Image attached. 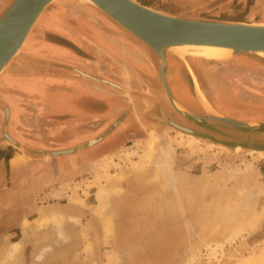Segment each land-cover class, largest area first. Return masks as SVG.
Segmentation results:
<instances>
[{
    "label": "rangeland",
    "instance_id": "1",
    "mask_svg": "<svg viewBox=\"0 0 264 264\" xmlns=\"http://www.w3.org/2000/svg\"><path fill=\"white\" fill-rule=\"evenodd\" d=\"M10 1L0 2V12ZM260 3V0H220L214 1L210 8L220 4L223 7L225 5V8L232 5V8L250 11L256 6L259 7ZM57 9L66 14L65 20L67 17L71 18L77 10H82L79 16L90 28L101 30L104 34L120 38L128 44L135 43V46L145 52H135L132 56L143 63L134 62L127 57H117L115 54L111 58H106L97 55L93 49L82 47L83 44L75 48L70 43H64L71 40L70 38L49 28L40 27L39 21L37 22L28 37L27 46H24L21 55L8 65L6 71L8 68L21 71L22 68L28 67L25 64L27 61L35 64L41 62L46 69L43 70L44 76H60L64 78L61 85L63 88L82 89L91 95L93 103L90 102V111H93L85 120L79 113H76L75 117L73 115L63 118L59 116L68 112L53 110L47 112L36 96L25 99L23 116L18 121L19 131L24 136L25 144L20 145L22 151L14 146L13 151L20 154L22 163L32 167L42 162L39 156L47 155V149L65 148L71 145V149L66 150L80 148L75 154L77 170L70 180L33 194L31 197L33 207L12 209L15 212L19 211L20 214L16 222H13L16 223L13 225V232L7 237L2 234L4 224H0V253L10 242L22 237L23 221H33L42 212L63 209L69 211L74 218L67 220L65 226L71 241L57 246L52 227L40 230L26 242L22 258L14 264H264V218L257 230L247 231L232 242L227 240L219 222L210 223L207 219V209L210 205L227 198L242 199L251 184L240 186L230 182L220 187L211 185L205 180L208 176H217L224 170L235 168L240 174L243 173L242 175L255 172L259 174L258 181L263 182L264 158L255 154L227 153L215 146L185 136L173 126L163 122L162 118L150 116L148 113L150 109L143 107L138 96L158 100L152 107L153 110H156L159 104H163L179 120L189 122L168 104L159 75L149 64L151 60L149 50L100 12L80 0H60L50 6L45 11V15ZM257 10L256 15L248 22L264 23L260 22V12L259 9ZM90 12L92 15L89 14ZM54 13L57 17L54 26H47L62 30L59 29V23L62 25V16ZM95 14L99 16L96 18ZM31 39L33 43L30 44ZM43 43L65 45L69 47L67 51L70 55H59L48 50L47 47L36 48ZM26 48L29 49V53ZM132 53L134 54V51ZM145 53L146 59L142 56ZM188 59L196 58L189 57L186 60ZM58 62L68 65L67 70L72 74L74 81L67 80L70 76L63 70L64 65H60L61 72L57 70ZM207 64L226 79L228 77V79H236L237 83L246 89L251 101L256 105L250 108L249 112L256 115L258 119L256 122L264 123V116L258 113V109L264 107V84L258 81L264 82V80L255 79V76H264V69L261 68L264 66L250 55L238 56L236 62L209 61ZM172 67L175 71L179 69L181 75L186 68L183 62L177 63L170 58L169 73ZM226 69H229L232 75L228 76L225 73ZM87 76L110 81L121 89L102 81L92 80ZM252 77L255 80H252ZM180 79L188 84L186 80ZM29 84L31 89L35 86L34 91L38 86L42 87L37 82ZM159 87L162 88L160 97L155 98L153 90L159 91ZM189 91L194 97L190 88ZM174 93L176 94L175 91ZM77 99L78 96L73 97L71 104H61L70 110L74 108L73 105H77ZM101 100L106 101L102 106L99 105ZM194 100L204 114L203 107L195 97ZM95 101L98 102L97 105ZM228 101H231L230 96L227 97ZM118 120H121L118 126L103 141L95 146L85 147L89 141L104 136ZM3 124L4 113L0 109V141H3L1 134ZM133 130L140 132L138 138L116 146L117 139ZM196 132L201 131L196 128ZM169 144L175 151L177 176L185 177V185L166 191L163 181L151 183L153 167L144 175V181H138V184L136 181H122L124 178L118 180L119 183L114 182L116 188L120 189V192L112 198V207L116 211L114 218L116 231L115 234L108 235L93 211L98 204L96 198L98 192L105 187V190H108L109 176L121 171L128 172L130 163L137 161L140 156L145 153L151 154L154 148H166ZM104 149L106 150L101 152ZM87 152L100 153L96 159L84 163L83 154ZM260 168L262 175L258 172ZM38 169L32 170L34 176L38 175ZM131 185L137 186L136 192H133ZM74 194L76 199H81L82 202L79 203L76 199L70 200ZM44 235L50 236L49 239H41ZM46 244H51L53 251L43 262H36L34 257ZM216 245H222V248L219 249Z\"/></svg>",
    "mask_w": 264,
    "mask_h": 264
},
{
    "label": "water",
    "instance_id": "2",
    "mask_svg": "<svg viewBox=\"0 0 264 264\" xmlns=\"http://www.w3.org/2000/svg\"><path fill=\"white\" fill-rule=\"evenodd\" d=\"M58 1L60 0H11L2 10L0 13V78L5 74L8 65L21 55V50L42 13ZM89 1L90 3H82L100 12L149 50L151 54L149 64L158 73L165 93L171 98L169 59L185 64V72L181 77L188 82L195 99L203 107L204 114L200 115L187 110L176 99L174 101L167 98V101L178 114L201 132L182 128L175 123L161 119L163 122L191 139L215 146L227 153L255 154L264 158V123L243 122L213 114L208 109L211 105L203 98L200 89L189 75L185 59L177 54L176 49V47L185 46L225 48L232 50V54L225 59V62H236L238 56L250 55L264 66V58L259 56L264 53V25L170 15L145 6L139 0ZM187 51V55L200 54L193 48H188ZM79 73L83 75L82 72ZM87 77L121 89L120 86L110 81ZM0 109L4 113V124L1 130L3 141L21 150L22 146L17 142L13 143L8 136L10 135L8 132L11 119L10 107L0 101ZM120 121L118 120L111 126L104 136L95 139L94 144L88 142L85 147L99 144L113 132ZM79 149H72L73 155ZM63 153L54 152V155L63 157ZM46 154L56 157L50 155L49 151Z\"/></svg>",
    "mask_w": 264,
    "mask_h": 264
},
{
    "label": "flooded vegetation",
    "instance_id": "3",
    "mask_svg": "<svg viewBox=\"0 0 264 264\" xmlns=\"http://www.w3.org/2000/svg\"><path fill=\"white\" fill-rule=\"evenodd\" d=\"M3 0H0V2ZM214 1H220V0H141V3H143L144 5H147L149 7H153L156 9H160L162 11H165V13H171L175 14V15H180V16H185V17H189V18H194V19H201V20H232V21H242V22H248V20L250 18H252L254 15H256V11H258L257 9H259L260 12V22H264V0H260V5L259 7L256 6V8L251 9L250 11L247 10H238L236 8H232V5L228 6V8H225L222 5H218L217 7H212L210 8V5H213ZM227 1V0H225ZM82 10H77V12L73 13L71 15V18L67 17V19L65 20V16L66 14H63L60 10H53L51 11L54 15L56 13H59V15L62 16V25L59 23L60 28L62 30H58L55 29L52 26H47L45 24H43L42 18L41 20H39V25L40 27L43 28H49L53 31H55L58 34L61 35H65L66 37L70 38L71 40H68L67 42H64L65 44H72L74 45V47L76 48L78 47H86V48H90L93 49V51H95V53L97 55H102L106 58H111L114 56V54L117 57H127V58H131L134 62L137 63H143V61L137 60L136 58H134L132 55H135V52H145L143 50H141L139 47L135 46V43H126L124 40L120 39V38H113L110 37L107 34H104L101 30H97V29H93L90 28V26L88 25V23L84 20L81 19V17L79 16L80 12ZM51 13V14H52ZM89 14L92 15V12H90ZM45 16V15H44ZM99 15L95 14V17L97 18ZM58 21V20H57ZM59 22V21H58ZM105 22V21H104ZM80 44H83L80 46ZM49 48L48 50L50 51H54L57 52V54L59 55H66L69 54V47L65 46V45H60V44H56V45H50L47 43H43V45H38L36 48ZM27 50V48H26ZM29 50V49H28ZM27 50V52L29 53V51ZM68 50V51H67ZM134 51V54L132 52ZM70 55V54H69ZM36 58H40V57H36ZM46 59V58H44ZM115 60V59H114ZM172 61V60H170ZM117 62V60H116ZM173 62V61H172ZM188 64L193 68L194 73H195V79L198 82V85L200 87V89H202V93L204 94L205 98H207L211 103V105L222 115L236 119V120H240L243 122H248V121H256L258 120L256 115L253 114L252 112H249V109L252 108L253 106H256L253 104V102L251 101V98L249 96V93L246 91V89L237 83L236 79H226V77H224L222 74H220V72H215L214 70H212L211 68H209V65L207 64V62L201 61V60H196V59H188L187 60ZM26 68H22L21 71H18V69H14V68H8V71H6L4 78L0 79V99L6 103L3 100V97H5V95H3V79H7L8 82H11L13 84H19V80H26L24 81L25 83H31V82H36L37 79H42L43 77H45L43 74V70L45 65L40 63H34V62H25ZM58 66V71L61 72V67L60 65H64L61 62L57 63ZM125 67V66H124ZM63 70H65L70 77L67 78L68 81H74V78L71 77V73H69V71L67 70L68 65L67 66H63ZM202 68V69H201ZM206 68V70H205ZM208 68V71H207ZM264 69V67H261ZM200 69V70H199ZM203 69L205 70L203 73ZM172 73H171V80H170V90L172 92V95L174 98H177L179 101H181L182 103L184 102L185 105H187L188 107H190L195 113L202 115L203 114V110H201L200 108H198V105L196 103V101L194 100L193 95L190 93L189 88H188V84L184 83L180 78H181V71L179 69L173 70V67L171 68ZM210 71V72H209ZM214 72V73H213ZM211 73V74H209ZM229 76L232 75V72L229 71V69H226V72ZM59 74V73H58ZM209 75V76H208ZM7 77V78H6ZM56 77H60V76H56ZM214 77V78H213ZM255 79H260V80H264V76H255ZM217 79V82H215V80ZM252 80L253 77L251 78ZM28 80V81H27ZM212 82V84H210ZM38 82L40 83V81L38 80ZM259 83L264 84V82L258 81ZM223 83V84H222ZM75 85V83H73ZM180 84V85H179ZM25 85V84H22ZM219 85V87H217ZM214 86V87H212ZM215 87H217L218 89H216ZM71 89V98H75L76 96H78V99L76 101L77 105H73V109H66V107L62 106V104H67V103H73V100L71 102H67L66 98L69 96L67 94L61 93L57 99L56 102H54V104H51V109L54 110H58V112H68L67 114H63L60 115L59 117H70L73 116L75 117L76 113H79L80 116L85 120L87 119V116H89L92 111H90V107H91V103H93V99L91 98V95L87 94V92H85L82 89H77V88H69ZM161 90L162 88L159 87V91L157 89L153 90L154 91V97L159 98L160 94H161ZM218 90V91H215ZM174 91L176 92V94L174 93ZM158 95V96H156ZM136 96V95H135ZM230 96L231 101L228 103L227 102V97ZM139 100L141 101V104L143 105V107H147V109H150L148 112L150 114V116H153L154 118H163L165 115V112L167 113V115L169 116V120L179 126H181L182 128H187L190 129L192 131H196V127L193 126L192 124H190L189 122L186 121H181L178 119V117H176L172 112L168 111L163 104H159L156 108V110H153L152 107L156 104V102H158V100H153L152 98L148 99L145 97H141L138 96ZM215 98V99H214ZM264 99V96H263ZM184 100V101H183ZM221 100V101H220ZM25 102V100H24ZM24 102L22 101L20 105V108H24ZM101 102V104L99 103L100 106H102V103H106L105 100H101L99 101ZM7 106L10 107V110L12 111V107L13 104L10 102H7ZM62 103V104H61ZM96 105L98 102H94ZM61 104V105H60ZM221 104V105H220ZM225 104V105H224ZM228 105L230 107H228ZM223 106V107H222ZM12 108V109H11ZM67 108H69L67 106ZM224 108V109H223ZM152 109V110H151ZM258 113L259 115H263L264 116V107L262 109H258ZM230 113L234 114L235 116H232ZM263 113V114H261ZM11 117H12V113H11ZM11 121V120H10ZM171 128V127H170ZM9 134L11 135L10 137L12 139H14L15 142H17L20 145H24V136L20 133V131L18 130V132H13L11 130H8ZM69 135V134H68ZM140 135L139 131L133 130L128 132L127 135H125L124 137H120L119 139H117L116 141V146L125 143L126 141L130 140V139H136L138 138ZM7 147L6 152H0V160L2 159L3 155H15V154H19L18 152L13 151V146L12 145H4ZM71 145H67L65 148L61 147V148H52V149H47L46 151H62V150H66V149H71L70 147ZM115 146V145H114ZM112 146V147H114ZM106 149L102 150L101 152L105 151ZM100 152H96V153H85L83 154V162L86 163L88 161H92L93 159H96L98 154ZM70 156V158L75 159L76 163H73V170L71 171V173H73L74 171L77 170V159L76 156H72V155H67ZM66 156V157H67ZM20 157V154L19 156ZM44 156H39L40 160H43ZM59 157V156H57ZM65 157V156H63ZM56 158V157H54ZM14 159V158H13ZM58 159V158H57ZM24 164V163H23ZM85 165V164H84ZM22 166V165H21ZM47 169V168H46ZM40 171V169H39ZM30 172V171H29ZM22 174V173H21ZM76 174V173H74ZM39 176V175H37ZM36 176L33 175V172H30V176H20L18 178L15 179V177H13V181H10V176L8 175L7 177V184L8 185H13V188L15 189L13 195H12V199L11 198H7L9 201H12V207L11 206H7L5 209L0 210V224H4V228L2 229V234H4L5 237H7L10 233L13 232V225L16 223H13L16 218L18 217V215L20 214L19 211H14L12 210L13 208L15 209H22L23 207H33L34 203L33 200L31 199L32 195L39 192V191H43L44 189H46L47 187L43 188L41 186V184L38 183H34L32 184V182L30 183V181L34 180ZM72 177V176H70ZM28 184V186H27ZM21 185H25L26 187H28L29 189L21 192L20 191V186ZM16 222V221H15Z\"/></svg>",
    "mask_w": 264,
    "mask_h": 264
},
{
    "label": "bare ground",
    "instance_id": "4",
    "mask_svg": "<svg viewBox=\"0 0 264 264\" xmlns=\"http://www.w3.org/2000/svg\"><path fill=\"white\" fill-rule=\"evenodd\" d=\"M80 1L85 2V3H88V2L90 3L89 0H80ZM160 12H162V11H160ZM163 13H165V12H163ZM166 14H168V13H166ZM44 15H45V11L42 13L39 20H41V18L43 16V18H42L43 24L54 26L53 23L56 21L57 17L53 13L52 14H46L45 16ZM257 24L264 25V23H257ZM27 43H28V39L26 40L24 46H27ZM31 43H33V39H31L30 44ZM188 48H193V49H195V51L197 53H200V54H195V55H189L188 54L187 55V52H188L187 49ZM176 49L178 50L177 54L180 57L185 59L189 75L191 76L194 83L198 86L199 89H200V87H199L198 82H197L198 80L196 81L197 78L195 79V76H194L195 75L194 70L187 63L186 59L189 57H193V58H196V60H201L204 62L213 61L216 63H218V62L219 63H221V62L226 63L225 59L228 58L232 54V50L225 49V48H215V47L200 48V47H193V46H185V47H176ZM142 56H143V58L146 59V53H145V55L143 54ZM259 56L264 58V53L259 54ZM205 70H206V68H205ZM205 70L203 69V73ZM207 71H208V68H207ZM171 73H172V70H170L169 77L171 76ZM209 74H211V73H209ZM215 82H217V79L215 80ZM212 83H214V82L211 81L210 84H212ZM169 85H170V83H169ZM113 87H116V86L114 85ZM212 87H214V86H212ZM217 87H219V85ZM217 87H215V88L218 89ZM169 88H170V86H169ZM118 89H120V88H118ZM215 91H218V90H215ZM200 92H201L203 98L205 100H207L205 98L204 94L202 93L201 89H200ZM165 94H167V93H165ZM171 95H172V92H171ZM156 96H158V95H156ZM165 96L167 98H169V100L170 99H173V100L176 99V101H178V103H180L184 108H186L189 111H193L190 107L185 105L186 103L185 104H184V102L182 103L177 98H174L173 95H172V98L168 94ZM209 104H210V102H209ZM228 107H230V106L228 105ZM208 109H210L211 112L217 116L222 115L212 105L209 106ZM15 113H17V112H15ZM162 119H164V121L171 122L169 120V116L167 115L166 112H165V115ZM8 136L10 137V135H8ZM10 139H12V138L10 137ZM11 141L13 143H16L14 141V139H12ZM89 142L94 144L95 140L89 141ZM49 152H50V155L57 157L58 155H54V152H59V151H49ZM60 152H64L63 153L64 156L73 154L71 150H62ZM12 165H13L14 170L19 169L20 166L22 165V161L20 160V157L15 159L13 161ZM151 167H153V169H154V173H152L153 175H152L151 180H150L151 183H157V182L163 181V183H165V185H166V191L173 189L176 186L185 185V180H184L185 177L179 178L177 176L176 169H175L176 168V155H175L174 148L170 144L166 148H159V149L154 148L153 152L151 154L145 153L144 155L140 156L137 161L130 163V168H129L128 172L121 171V172L117 173L116 175H113V176L111 175V177L109 176L108 181L110 182V186H109L108 190H105V188H106L105 187L104 189H101L98 192L97 197H96L98 204L93 209L94 214L97 216V218L99 219V221L103 225V227L106 230V233L108 235H113V234H115V231H116L115 227H114V218L116 216V214H115L116 211H114V209L112 207V198L114 195H117V193L120 192V189L116 188L115 183H117L118 180H120L122 178H124L122 181L130 180V181H136V183L138 181H144V175L149 172ZM242 170L245 171L246 169H242ZM242 174H240L239 170L233 168L231 170H229V169L224 170V171L220 172L219 175H217V176H208L205 179L206 182H208L209 184L215 185V186H220V187H222L223 185H226L230 182H234V183H236V185H240V186L245 185V184H251L249 187V191L247 192V194L242 199L233 200L234 198H227L223 201H218L217 204L213 203L207 209L208 221L210 223L219 222L222 226L221 228L224 230L223 233L227 237V240L229 242L234 241L235 239H237L238 237H240L242 234H244L247 231L252 232V231L257 230L258 227H260L261 220L264 218V181L259 182L258 181L259 174L255 173V172H253L252 174H248V175H242ZM131 187H133L132 188L133 192H136L135 188L137 186L131 185ZM183 193L185 194L184 191H183ZM75 199H76V197L74 194L71 196L70 200H75ZM76 200L79 203L82 202L81 199H76ZM234 201H235V203H234ZM222 205H225V206H222ZM67 220H74V218L70 215V212L67 210L63 211V209H62V211L57 209V210L42 212V213H40L39 217L33 221H29V220L23 221L22 237L17 241L10 242L8 245H6L3 248L2 252L0 253V264H14L17 260L21 259L23 256L25 247H26V242L32 238V235H36L40 230H45L49 227H52L54 230V233L56 236L55 244L57 246L70 242L71 236L69 233H67L66 228H65ZM49 237L50 236H48V235H44V237L43 238L41 237V239L47 240V239H49ZM36 239H38V238H36ZM217 248H219V249L222 248V245H218ZM53 249L54 248L51 244L44 245L40 249V251L36 254V256L34 257V260L36 262H43V260H45L46 256L50 252H52Z\"/></svg>",
    "mask_w": 264,
    "mask_h": 264
},
{
    "label": "crops",
    "instance_id": "5",
    "mask_svg": "<svg viewBox=\"0 0 264 264\" xmlns=\"http://www.w3.org/2000/svg\"><path fill=\"white\" fill-rule=\"evenodd\" d=\"M139 1L141 2V0ZM150 8H153V7H150ZM156 10L162 11L160 9H156ZM168 14H171V13H168ZM172 15H175V14H172ZM175 16H180V15H175ZM181 17H185V16H181ZM214 21H232V20H214ZM236 22H242V21H236ZM247 23H250V22H247ZM4 75L2 76L3 78H4ZM3 80L4 82L2 84H3L4 91L2 94L5 95V97H3V100L6 102L5 103L6 105L8 104L7 102H10L13 104V107H12L13 109L11 108L12 117L10 119L11 121L8 126V130H11L13 132H18V130L20 129V125L18 124L19 123L18 121H20V118H22L23 116L22 115L23 110L22 108H20L19 104H21L22 101L24 102L26 98L36 96L40 100V103H41L40 105L44 106V111H47V112L50 110H53L51 109L50 106L51 104H54V102L57 101L61 93L65 92V94L69 95L66 98L67 102H71L73 100V98L70 97L71 89L69 88L66 89L61 86L63 83L62 81L64 80V78H61V77L45 76L42 79H37L36 82L39 83L38 82L39 80L40 85L42 87L38 86L37 84L38 88L35 91L33 90L35 86L33 87V89H31V87H29L30 84L29 83L27 84L24 82L26 81L25 79L19 80L20 85L8 82L7 79H3ZM22 84H25V85H22ZM14 111L17 113H15ZM54 111L58 112V110H54ZM248 122H256V121H248ZM6 144H9V143L6 141H0V152L1 153L6 152L7 147L4 146ZM17 156H19V154H15V155H5L4 154L2 159L0 160V210L5 209L7 206L12 207V201L11 200L9 201L7 198L12 197L13 193L15 192L14 191L15 189L13 188V185L7 184L8 175L11 177L10 181L12 182L13 177H15L16 179L20 176H25V175L30 176V172L32 173L34 169L37 170L39 168L40 169V171L38 172L39 176H36L34 180L30 181V183L32 182V184H34V183L39 182V184H41V186L45 188V187H49L54 184L60 183L62 181L66 182L75 175L74 173H76V171L71 173V171L73 170L72 168L73 163H76V160L70 158V156L54 158L51 156L44 155L42 162H38L34 164L35 166L31 167L29 164L23 165L22 163V166H20L19 169L14 170L12 163L15 159L19 158ZM72 156L75 157V155H72ZM258 172L260 173V175L263 174L261 168L259 169ZM26 189L28 190L29 188L26 187L25 185L20 186L21 192L25 191Z\"/></svg>",
    "mask_w": 264,
    "mask_h": 264
}]
</instances>
